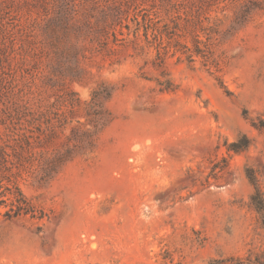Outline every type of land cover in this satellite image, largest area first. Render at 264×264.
Masks as SVG:
<instances>
[{"label":"rangeland","instance_id":"obj_1","mask_svg":"<svg viewBox=\"0 0 264 264\" xmlns=\"http://www.w3.org/2000/svg\"><path fill=\"white\" fill-rule=\"evenodd\" d=\"M250 179L264 0H0V264H264Z\"/></svg>","mask_w":264,"mask_h":264},{"label":"trees","instance_id":"obj_2","mask_svg":"<svg viewBox=\"0 0 264 264\" xmlns=\"http://www.w3.org/2000/svg\"><path fill=\"white\" fill-rule=\"evenodd\" d=\"M254 186V193L250 196L251 204L254 206L255 210L258 212L262 219V224L264 226V197L263 193L260 191L255 181L250 179ZM16 192L13 193L12 201L10 204V209L5 212V218L10 220L12 218L18 217L20 215H25L32 212V209L25 201V197L22 194L21 190L17 187L15 188ZM3 201H0V204Z\"/></svg>","mask_w":264,"mask_h":264}]
</instances>
